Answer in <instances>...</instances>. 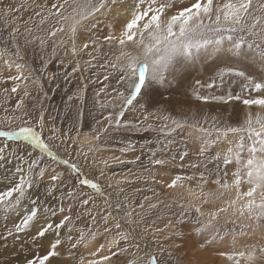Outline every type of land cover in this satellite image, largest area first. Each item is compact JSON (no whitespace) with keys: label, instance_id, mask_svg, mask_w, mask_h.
Instances as JSON below:
<instances>
[{"label":"snow or ice","instance_id":"snow-or-ice-1","mask_svg":"<svg viewBox=\"0 0 264 264\" xmlns=\"http://www.w3.org/2000/svg\"><path fill=\"white\" fill-rule=\"evenodd\" d=\"M117 4L128 5L125 9L127 15L124 22L120 23V17L123 15L121 13H117L115 18L109 19L106 24L108 33L101 41L99 36L94 35L101 23L97 17L102 15L108 18L112 12V7ZM22 7L23 5L19 7L5 5L0 19H3L4 23L7 24L9 15L20 11ZM37 7L39 11H36L35 15L40 18L37 24L38 29L39 26L44 25L49 20L56 21L55 26L47 31L46 36H33L31 40L25 41L26 44H31L38 40L42 50L51 41L50 58L44 60V67L51 63V58L56 57L58 46H63L65 57L68 55L76 56L90 46H94V50L98 52L102 43L107 44L110 48L112 46L119 48V54L115 56V59L106 61L105 65L101 67L107 66L113 69L118 67L120 74L117 85L127 84V94L119 87L114 89L115 95L111 104L114 111L108 112L107 115L102 112V118L95 120L91 132L83 134L84 139L80 141L76 152L78 156L83 155L85 159L99 150L97 148L99 141L109 133L110 129L115 127L119 130L121 127H131V121L124 120L122 122L125 110L135 106L136 98L146 79L161 80L178 57L191 58L202 50L216 51L222 48L238 55L247 48L254 50L260 62L264 64V0H131L130 4L128 0H56L50 6L45 4ZM93 20L96 22L92 23ZM118 23L120 26L117 34L116 26ZM69 29L71 31L69 37L71 48L68 47L63 38L59 42L56 40L58 34ZM81 29L86 34V40L82 47H78V32ZM24 31L31 34L32 29L25 24ZM18 33L19 28L13 27L10 38L13 46L17 48L15 55L20 58L19 46L16 44ZM7 51V48L0 49V58H3ZM89 55L92 56L91 53ZM141 57L143 58L141 59ZM95 59L96 57L92 56V60ZM13 63L12 60L4 59V64L9 68L12 67ZM85 63L92 66L91 60L85 61ZM24 67L21 63H15L17 75L9 76L8 79L13 81L26 80L27 77L23 76ZM66 67H71V72L65 73L66 81L73 73L80 70L78 61L74 65L69 64ZM53 78H55V74ZM105 80H108V76H105ZM209 80L210 82L207 83L200 80L195 81L196 87L193 88V94L196 99L201 101L231 100L233 95L230 86L239 81L242 92L257 94L255 96L249 95L243 103L249 106H258L264 111V78L258 80L235 67H222ZM19 87L20 85L17 83L12 87L11 92L16 93ZM106 88L107 85L100 89L96 95L99 96ZM213 88H226L228 91L223 95H202L197 90L207 89L211 91ZM28 94L25 88L24 96ZM235 98L240 99V96L237 95ZM67 99L69 102L74 99L82 100V95H69ZM95 103L99 104L103 110L109 107L108 102L101 103L97 100ZM4 111L5 115L0 118V169H3V172L0 173V185H3L0 188V210L8 214L15 212L18 215L15 217L16 222L13 223L12 228L4 233L3 238L7 240L9 237H13L14 244L19 243L20 233H27L29 229L35 228L36 224L43 220L42 226L36 229L35 234L31 236L32 247L28 248V256L23 260V264H51L52 258L61 254L58 247H62L64 244L60 238L61 229L67 227L71 233L72 217L70 214H65L66 209L63 205L65 197L78 201L95 224L96 215H93L87 206L90 204L95 206L96 196L104 197L105 190L101 184L104 171H100L99 177L90 176L85 174L80 164L64 159L53 151L52 141L60 139L61 143L67 144L68 140H72L75 144L80 139V128L77 127L76 121H73L71 126L63 132L55 126L54 122L51 127H48L45 113L42 111L38 118H33L32 113L25 108L22 99L17 100L15 108L12 110L13 114H7L8 109H4ZM160 111L163 110H158V112ZM17 112L20 114H15ZM83 116L84 110L79 107L76 120H82ZM192 118H195V113L192 114ZM52 119L54 121V118ZM147 119L148 117H145V120ZM164 119H168V117H164ZM212 119L213 124L216 125V118L213 117ZM187 120L188 117H185L184 122L173 119L171 123L174 127L164 125L160 129L161 132H164L165 139L158 140L157 147L149 149L151 152L149 162L152 167L159 166L160 169H164L170 163L176 165L178 156L182 167V162L189 156V152L179 151L176 156L169 157L167 153L172 151L177 141L168 137H173L174 134L191 128L189 139L194 148L198 145V160L203 161L204 167L209 164L216 166L207 176L205 172H200L202 183L206 185L209 183V178L215 176L211 183L217 185V190L221 195L233 188L235 189L234 199L226 200L222 206L210 211L208 221L197 219L198 227H194L193 230L204 239V243L200 245L201 248L205 247L206 244H214L217 239L221 244H225L227 237L216 235L211 240L207 237L212 236L214 231L212 222L218 219L222 213L228 212L229 208L232 209L231 214L233 216L237 212L240 216L247 214L248 218L253 220L257 226L264 224V115L257 113L253 117L252 114H249L244 125L239 127L225 126L223 128L214 126L211 131L198 122L189 125ZM46 127L51 133L47 138L44 136ZM148 127L151 128L152 125ZM73 128L77 131L75 137L71 135ZM213 134L215 135L214 139H212ZM230 134L238 137V139L235 142L228 141L229 146L223 152L217 151L214 155L211 154L210 149L213 145L218 146L223 140H227ZM8 142L16 143V148L11 150L17 161L14 168L6 167L10 164L6 154L10 148ZM180 143H184L187 147L186 139L182 138ZM22 144L23 147H21ZM85 146H87V151H84ZM29 147L32 149L31 151ZM130 147L131 144L129 143L128 147L121 149V151L125 152ZM245 149L247 150L246 157L244 156ZM17 153L19 155H16ZM45 155L53 161H59L66 165L71 170L74 183L64 192L61 188L65 184L64 173L52 169L53 174L50 175L49 181L44 187L45 200L41 202L37 193H39L40 186L44 184L43 178L48 175L49 171L47 167H39L44 163ZM157 156L160 158H156ZM140 160L141 157L137 156L135 161L118 160V163H138ZM232 163H235L236 167L230 174L232 179L229 180L228 166ZM104 164L105 167L108 166L107 161H104ZM221 164L224 166L223 169H221ZM191 167L196 168L198 165L192 164ZM192 178L176 175L165 184L163 179L157 181L153 177L152 182L172 189L177 186L178 181ZM245 184L249 187L247 191H242ZM85 189L90 190L91 194ZM57 191H61L60 197H56ZM212 195L214 194H204V202H207ZM34 196L35 199H33ZM49 197H55L52 203L48 202L47 198ZM56 199L60 201L59 205L56 204ZM25 200L29 201L30 207L19 214L20 207ZM150 200L151 197L145 196L138 207L144 209L147 203L148 209L155 208L157 205L149 203ZM238 203L240 204L239 208H237ZM105 204L108 205V208L104 210L107 214L101 213L99 215L101 222L107 225L112 216V205L108 199H105ZM73 206L71 203L68 205V213L72 212ZM121 207V204L117 202L115 205L117 211ZM195 211L203 216L199 206L195 207ZM58 214L62 217L58 223L47 219L49 215L55 218ZM125 215L130 217L132 213L126 211ZM180 215L182 217L183 213ZM114 219L116 221L114 227L117 229L116 238L108 243L107 248L101 244L94 251H91L89 253L91 258L87 261L82 256L79 264H112L114 259L122 253L129 252L132 247H135L136 251L132 253L133 258L127 260V264H171V253L165 256L164 253L167 250L164 247L157 245V248L153 249L151 243L147 242L146 234L139 238L146 242L144 247H141L134 234L120 231L119 217ZM181 224H183L182 219L177 221V226ZM104 231L109 233L111 229L105 227ZM156 231L159 232L160 229H156ZM49 234L53 235L55 239L51 240L47 249L41 253L43 240ZM96 235V232H90L92 239H95ZM174 235L180 237L183 233L177 231ZM87 239L88 237L85 236L83 230L74 242L73 236L69 234L67 242L71 247L68 250V256L74 258V250L79 245L84 244ZM121 241L125 243L124 247L120 246ZM232 243L234 247L235 237H233ZM113 246H115V250H113ZM24 250L25 246L21 245V251ZM257 251L261 257H264V247L256 249L255 246H251V250L247 254L245 252L220 251L219 255L227 257L229 260H236L237 257H240L246 261V264H256Z\"/></svg>","mask_w":264,"mask_h":264},{"label":"rangeland","instance_id":"rangeland-1","mask_svg":"<svg viewBox=\"0 0 264 264\" xmlns=\"http://www.w3.org/2000/svg\"><path fill=\"white\" fill-rule=\"evenodd\" d=\"M54 2H56V0H2V3H0V16H2V9L5 5H12L14 7L23 5L20 10L21 12L18 11L9 15L7 24L4 23L3 19H0V49L7 48L6 58L14 61V63H21L25 66L23 69V76L27 77L25 81H13L8 79L9 76L17 75V71H15L13 67L9 68L5 65L4 58H0V118L5 115L4 109L9 110L7 114H13L12 110L15 108L17 100L22 99L25 108L32 113L33 118H38L43 111L45 113V120L48 121V127H51L54 122L55 126L60 129L61 132L67 130L72 122L76 121L77 127L80 128V136L84 137V133L91 132L95 120L102 118V112L104 115H107L108 112L114 111L111 106L113 96L115 95L113 90L119 87L120 90L125 91V94H127V84L117 85L120 74L118 72V67L117 69L107 66L101 67L105 65L106 61L114 60L115 56L119 54V48H117V46H112L110 48L107 44L102 43V47L98 52L94 50V46H90L87 50H84L76 56L68 55L67 57L64 55L63 46H58L56 49V57L51 58V63H48L46 67L43 66L44 60L50 58L51 41H49L46 48L43 50L39 46L38 40L31 44H26L25 41L31 40L33 36H46L47 31L55 26L56 21L49 20L44 25L39 26L38 29L37 24L40 18L35 15V12L39 11L38 5L47 4L50 6L51 3ZM98 20H100V18ZM91 22L95 23L96 20ZM25 24L32 29L31 34L25 33ZM13 27L19 28L16 44L19 46L20 58L16 57L15 53L17 48L13 46L10 38L11 29ZM107 33L108 31L101 21L94 35L99 36L102 41ZM70 36L71 31L69 29L62 34H58L56 40L59 42V40L63 38L67 42L68 47L71 48ZM85 40L86 34L83 29H81L78 32L77 46L82 47ZM89 53L95 56L96 59L92 60V56H90ZM193 58L194 57L190 59L194 60ZM90 60L92 66L85 63V61ZM76 61L80 64V70L73 73L66 81L65 73L71 72V67H66V65H74ZM186 62H188V60H186ZM186 62L184 57H178L161 80L146 79L136 98L137 101L135 106L126 109L125 116L122 118V122L124 120L131 121V127H121L119 130L115 127L110 129L109 133L103 136L99 141L97 145L99 150L89 155L87 159H85L83 155H77L76 148L80 145L79 140H77L75 144H73L72 140H68L67 144L61 143L60 139L51 142L53 151L57 152V154L64 159H69L80 164L85 174L99 177L100 171L103 170L104 177L101 179V184L105 190L103 198L100 196L95 197V206L92 204L87 206L92 214L96 215L95 224L91 216L85 211V208L79 205L78 201L70 200L65 197L63 201V205L66 209L65 214H70L72 217L70 224L71 233H69V228L67 227L61 229L60 238L64 241V244L62 247H58V251L61 254L58 257L52 258L51 264H79L82 256L84 258H89L90 252H87L84 248L87 242L93 241L94 243H98L107 239L111 234L117 235V229L114 227L116 222L114 219L115 217H119V223L121 224L120 231L134 234L141 244V247H144L146 242L139 238L146 234L147 242L151 243L153 249H156L157 245H160L167 250L164 253L165 256L171 253V264H185L181 258L182 254H184V252H181L183 251L181 245L186 244L188 241V235H186L188 228L192 227L194 229V227H198L196 224L197 219H201L205 222L208 221L203 216H200L199 213H196L195 207L199 206L201 208H206L205 210H208L209 214L210 211L224 204V202L220 200L213 202V198L223 196L222 199H225V194L227 192L221 195L217 190V185L211 183V180H214L215 176H211L209 178V183L206 185L200 180L201 171L205 172L207 176L216 166L215 164H209L207 167H204L203 161L198 160V145L194 148L189 139V134L191 133L189 129L191 128L186 129L184 132H178L174 134L173 137H168L169 139L174 138L177 141L172 151L167 153L169 157L176 156L179 151L189 152V156L182 162V167L180 166L181 162L178 156L176 165L170 163L168 167L164 169H160L159 166L152 167L149 162V157L151 156L149 149L156 148L157 141L165 139L164 132H161L160 129L163 128L164 125L174 127L171 123L173 119L184 122L185 117H188L187 123L189 125L198 122L210 131L213 130L214 126H219L221 128L225 126L239 127L245 123L244 120L236 124L226 122L224 124L216 123V125H214L212 121H208L206 115H212L213 112L217 110L205 108V111L202 112L193 94V88L196 87L195 81L200 80L207 83L205 80L206 77L216 72L220 66L227 64L223 63L212 70L196 69V65L193 62H191V65L186 66ZM54 74L55 78H53ZM105 76H108V80H105ZM17 83H19L20 87L17 89L16 93H12L11 89ZM105 85H107L105 91L97 96L96 93L100 89L105 88ZM25 88L29 93L27 96H24ZM197 90L200 91L202 95H204V92L214 95V93L205 89ZM74 94L82 95V100L74 99L69 102L67 97ZM232 95L233 97L237 95L241 96L242 92L239 90L233 91ZM97 100L101 103L108 102L109 107L106 110L101 109L100 105L95 103ZM236 100L238 101L237 98ZM225 103L226 109H230L232 106L236 105V101L232 99L226 100ZM79 107H82L84 110L82 120H76V113ZM177 107L182 108L185 114L177 112ZM214 108L218 109L219 107L214 106ZM158 110L163 111L158 112ZM193 113H195V118H192ZM15 114L19 115L20 113L17 112ZM145 117H148V119L145 120ZM164 117H168V119H164ZM52 118H54V121ZM137 125H139V127H137ZM149 125H152V127L149 128ZM48 127L44 129L45 138L51 135L48 131ZM165 131H167V129H165ZM71 135L73 137L77 135L75 128L72 129ZM228 137L233 142L238 139V137L231 136V134ZM182 138L187 140V147L184 143H180ZM214 138L215 135L213 134L212 139ZM205 139H208V137H205ZM8 143L10 148L6 154L8 155L10 164L6 165V167L14 168L17 161L11 150L16 148V143ZM129 143L131 147L128 148L127 151L122 152L121 149L128 147ZM23 146L22 144L21 147ZM228 146L229 144L223 140L218 146L213 145L210 152L214 155L217 151L223 152ZM29 150L31 151L32 149L29 147ZM84 151H87V146H85ZM16 155H19V153ZM37 155H39V153H37ZM137 156L141 157L138 163H118V160L135 161ZM156 158L160 157L157 156ZM104 161H107V167H105ZM192 164H197L198 167L193 168L191 167ZM23 166L26 167V165ZM39 167H47L49 170L48 175L43 178L44 184L40 186L39 193H37L41 202L45 200L43 194L44 187L48 183L50 175L53 174L51 171L52 169L64 173L65 184L61 186L64 192L74 183L71 170L68 169L66 165H63L59 161H53L46 155L44 156V163L39 165ZM223 167V164H221V169H223ZM235 167V163L228 166L229 180L232 179L230 174L235 170ZM2 172L3 169H0V173ZM176 175L193 178L178 181L177 186L174 188V192H169L170 189L152 182L153 177L159 181L165 176L172 179ZM109 185L111 186L109 187ZM185 185L190 186L198 192V194L195 195V200H192L191 203L189 194L183 192V187ZM2 187L3 185H0V188ZM85 190L89 191L91 194L90 190ZM33 191H35V189H33ZM208 193H213L214 195L210 196L207 202H204V194ZM60 196L61 191H57L56 197ZM145 196L151 197L149 203L156 204L157 206L153 209H148L146 203L144 209L139 208L138 205ZM35 198L34 196L33 199ZM47 199L49 203H52L55 197H49ZM105 199H108L109 203L112 205V216L109 218L107 225L101 222L99 215L101 213L107 214L104 211L108 208V205L105 204ZM117 202L122 206L119 211L115 208ZM59 203L60 201L56 199V204L59 205ZM70 203L74 206L72 212L68 213L67 208ZM29 207V201L25 200L20 207L19 214H22L23 211ZM126 211L131 212L132 215L130 217L126 216ZM181 213H183L182 217L180 215ZM231 213L232 210L230 208L228 212L222 213L218 219L212 222L214 231L212 236H208L209 238L212 239V237L216 235L223 237L228 233L240 234L241 236L244 233L245 235L247 227L245 224L247 223L239 221L237 214L233 216ZM17 215L18 213L15 212L8 214L0 210V264H23V260L28 256V248L32 247L31 236L35 234V230L41 227L44 222L42 220L40 223L36 224L35 228L29 229L27 233H20V242L14 244L13 237H9L5 240L3 235L8 229L12 228L13 223L16 222L15 217ZM61 218L59 214L55 218H52L50 215L47 217V219L57 223ZM181 219L183 220V224L177 226V221ZM252 225L254 224L252 223ZM105 227L110 228L111 232L105 233ZM156 229H160V231L157 232ZM81 230H83L88 239L84 244L79 245L78 248L74 250V258H71L68 256V250L71 245L67 242V236L71 234L74 242L75 239L79 237ZM177 231L182 232L183 235L176 237L174 233ZM90 232L97 233L95 239L91 238ZM192 234L196 236L197 233L194 231ZM53 239H55V237L51 234L44 238L43 247L40 250L41 253L47 249L49 242ZM247 240L246 242H242L244 244V250L246 248L251 250V246H255L256 249L264 247V238L259 239L257 243L258 246L255 241H252L251 237H248ZM21 245L25 246L24 251H21ZM120 246H125V243L121 241ZM231 247H233V245ZM135 251V247L130 248L129 252L122 253L121 256L114 259L112 264H127V260L133 258L132 253ZM157 254L159 255V252H157ZM256 255V264H264V257H261L258 251Z\"/></svg>","mask_w":264,"mask_h":264},{"label":"bare ground","instance_id":"bare-ground-1","mask_svg":"<svg viewBox=\"0 0 264 264\" xmlns=\"http://www.w3.org/2000/svg\"><path fill=\"white\" fill-rule=\"evenodd\" d=\"M10 3V2H9ZM128 3H131V0H128ZM16 6V5H15ZM127 4H117L112 7V12L108 18H105L104 16H98L97 19L100 18V20L104 23L105 28L106 24L109 19H113L117 16V13H121L120 17V23L124 22V19L127 15L125 12V9L127 8ZM21 12V11H20ZM119 23L117 24V34L119 31ZM108 31V29H107ZM71 46V42H70ZM118 48V47H117ZM7 56L5 55L3 58H6ZM192 59L190 58H184L187 65H191V62H193L196 65V69H214L217 68L219 65L225 63L227 65H222L218 69L222 67H235L238 70L244 72L246 75L251 76L255 79H261L264 78V64H262L258 58V56L255 54L254 50H249L247 48L243 49L240 54H234L228 50L225 49H218L216 51H210V50H202L198 54H194ZM191 57V58H192ZM13 69L16 71L15 68V63L12 65ZM216 70V72L218 71ZM210 74L208 77H206V82H210V78L216 73ZM204 75V74H203ZM204 80V79H203ZM204 80V81H205ZM25 81V80H24ZM232 89V94L233 91H241V88L239 86V81L236 82V84H233L230 86ZM207 90V89H205ZM209 91V90H207ZM228 89H219V88H213L211 91L214 93V95L220 94H226ZM208 92H204V95H208ZM249 95L255 96V94H249L248 92H242V95L240 96L241 99L236 100L235 97H233L232 100L236 101V105L232 106L230 109H226V103L225 101H220V100H209V101H201L196 99L198 107L201 109L202 112L205 111V108H209L211 110H217L214 111L212 115H206L208 118V121L213 122V117L216 118V123H226V122H232V123H240L243 122L244 120L246 121L247 117L249 114H252L255 116L257 113H260L261 115H264V111H262L258 106H249L245 105L243 103L244 99L248 98ZM214 106L219 107L218 109H215ZM223 106V107H222ZM178 109V110H177ZM177 112H180L182 114H185L184 110L182 108L177 107ZM189 129V128H188ZM191 131V129H189ZM232 136V135H231ZM84 137L80 136L79 142L83 140ZM231 141L229 137H227V140H224V142ZM244 156H247V150L245 149V154ZM164 180V183L170 182L171 178L168 176H165L162 178ZM187 183V182H186ZM248 185L246 184L243 186L242 191H247ZM175 188V187H174ZM174 188L170 189L169 192H174ZM166 190V189H165ZM178 190V189H177ZM183 192L189 194V200L190 203L192 200H195V195L198 194L196 190L191 188L188 185H185L183 187ZM223 196L221 197H215L213 198V202L216 200H220L225 202L226 200L234 199L235 198V189H231L225 194V199H222ZM240 204H237V208H239ZM201 208V207H200ZM206 208H201V211L203 213V217L205 219H209V214L208 210H205ZM230 209V208H229ZM232 210V209H231ZM237 216L239 218V221H243L247 227H246V233L242 234H225L223 237H227V241L225 244H221L219 239L216 240L214 244H206L205 247L201 248V244L204 243V239L201 238L200 235L196 236L192 233H194V230L192 227L188 228V232L186 235H188V241L186 244H182L181 248L183 249L184 254H182L181 258L183 259L185 264H246V261L243 258L237 257L236 260H229L227 257H221L219 255L220 251H235V252H245L247 254L248 248L244 250L243 243L246 242L248 237L252 238V241H255L256 244L259 242L260 238H264V225L261 224L257 226L253 220L249 219L247 214L244 216H240L239 212H237ZM252 223L255 225H252ZM247 236V238H246ZM233 237H235V245L234 247H231L233 245ZM116 238V235L111 234L107 239L94 243L93 241H89L85 244L84 248L87 252L94 251L96 248H98L101 244H104L105 247L107 248L108 243ZM207 239L211 240V238L207 237ZM183 240V239H182ZM248 241V240H247ZM247 245V244H246ZM174 246V245H173ZM183 246V247H182ZM248 246V245H247ZM246 246V247H247ZM258 246V244H257ZM124 247V246H123ZM113 250H115V246H113ZM121 256V255H120ZM91 257H85V261L87 259H90ZM118 258V257H117ZM114 261V260H113ZM113 263V262H112Z\"/></svg>","mask_w":264,"mask_h":264},{"label":"clouds","instance_id":"clouds-1","mask_svg":"<svg viewBox=\"0 0 264 264\" xmlns=\"http://www.w3.org/2000/svg\"><path fill=\"white\" fill-rule=\"evenodd\" d=\"M143 57H141V59H142Z\"/></svg>","mask_w":264,"mask_h":264}]
</instances>
